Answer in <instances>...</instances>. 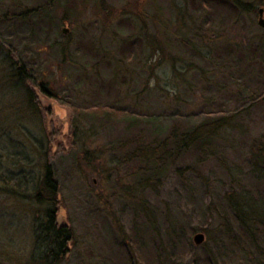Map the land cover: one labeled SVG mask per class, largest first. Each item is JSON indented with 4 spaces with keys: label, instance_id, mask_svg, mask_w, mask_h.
<instances>
[{
    "label": "rangeland",
    "instance_id": "rangeland-1",
    "mask_svg": "<svg viewBox=\"0 0 264 264\" xmlns=\"http://www.w3.org/2000/svg\"><path fill=\"white\" fill-rule=\"evenodd\" d=\"M241 1L255 12L216 0H0V77L18 59L56 99L24 109L16 86L0 92L11 130L0 139L3 172L40 176L49 160L57 220L73 233L59 264H252L256 239L238 232L227 197L248 192L264 209V180L249 163L252 140H264V1ZM46 3L28 22L26 11ZM11 13L20 18L1 19ZM223 117L233 125L210 150L167 155L162 175L140 183L149 171L127 159L128 141L152 152L172 132ZM40 214L0 194V264H31Z\"/></svg>",
    "mask_w": 264,
    "mask_h": 264
},
{
    "label": "trees",
    "instance_id": "trees-1",
    "mask_svg": "<svg viewBox=\"0 0 264 264\" xmlns=\"http://www.w3.org/2000/svg\"><path fill=\"white\" fill-rule=\"evenodd\" d=\"M216 2L222 5L226 3L233 11L238 12L241 9L244 12H255L252 6L244 4L241 0H216ZM45 5L29 8L26 11L28 13L27 21L32 22L34 19L42 17L49 3ZM18 18H16L14 13H11L10 16L4 15L1 17L2 20H16ZM126 45L127 52H130V54L133 49H137V43L133 41L128 42ZM123 52L125 51H122V56ZM127 57L128 53H126ZM11 59L16 64V67L14 64H12L13 66L9 64V67L8 65L5 67L6 70L2 73L3 76L0 77V92H6L11 85L16 86L20 90L22 101L27 102L24 109L27 108L26 105L31 106L34 100L40 106L39 95L56 101L54 96H51L46 90L42 77L35 78L33 74H28L30 68L27 63L24 62L25 64L23 65V62L18 59L12 57ZM14 67L15 69L12 71ZM43 110L45 111V108ZM50 110L51 108H47L45 113ZM44 124L50 129L49 133L47 132V138L50 137L51 139L57 135L53 124L51 123V126L48 124L47 117ZM231 125H233V120H230V118H207L186 133L177 134V132H172L165 140L155 145L152 144L154 145L152 152L147 149L149 146L141 145V142L138 143L136 141L138 139H135L132 143L128 141V144H132L133 148L131 149L130 157H127V159L135 162L140 160L143 165V171H149V173H144L141 177L140 183L144 185L147 181L159 178L162 175L161 168L166 163L164 161L168 158L167 155L173 154V158L177 157L180 159L186 156L187 153L207 152L216 137L222 131L230 128ZM8 133H11V130L2 128L0 123V139L7 136L6 134ZM52 140L54 143L56 138H52ZM52 140H50L48 151L52 149ZM3 153L4 151L0 148V194H6L19 201L32 202L36 208L41 210V214L33 226L31 264H59L70 254L69 245L73 243V233L67 224H60L57 220L62 203L58 194L59 186L49 167V160L43 163L40 176H36L33 173L28 178L23 174L3 172ZM158 153L159 155L161 154V158L152 160ZM54 156L51 155L50 158L53 159ZM249 163L253 175L259 180H264V140L262 138L252 140L249 151ZM253 198L252 194L249 195L248 192L239 191L236 193L235 191V193L228 195L227 201L233 213L232 217L235 220L238 232L241 234L245 233L242 236H248L253 240L256 239L253 244L257 255L253 259L252 264H264V209L263 207H258L256 200ZM141 205L146 208V204L143 201ZM258 234L262 236L261 239H257ZM201 263L211 264L212 262L209 258H205Z\"/></svg>",
    "mask_w": 264,
    "mask_h": 264
},
{
    "label": "water",
    "instance_id": "water-1",
    "mask_svg": "<svg viewBox=\"0 0 264 264\" xmlns=\"http://www.w3.org/2000/svg\"><path fill=\"white\" fill-rule=\"evenodd\" d=\"M258 23L261 27H264V9L260 8L258 10ZM67 30H63V33H66ZM194 242L196 245H200L202 244V242L204 241V235L202 233H196L194 238H193Z\"/></svg>",
    "mask_w": 264,
    "mask_h": 264
},
{
    "label": "bare ground",
    "instance_id": "bare-ground-1",
    "mask_svg": "<svg viewBox=\"0 0 264 264\" xmlns=\"http://www.w3.org/2000/svg\"><path fill=\"white\" fill-rule=\"evenodd\" d=\"M259 9H260V8H259ZM259 9H258V10H259ZM202 234H203V233H202ZM203 235H204V234H203ZM193 242H194V240H193ZM194 244H195V242H194ZM195 245H196V244H195ZM200 245H201V244H200Z\"/></svg>",
    "mask_w": 264,
    "mask_h": 264
}]
</instances>
